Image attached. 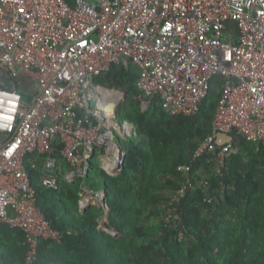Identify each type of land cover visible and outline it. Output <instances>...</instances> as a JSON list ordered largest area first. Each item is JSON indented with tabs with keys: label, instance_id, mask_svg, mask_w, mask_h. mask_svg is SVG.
Returning <instances> with one entry per match:
<instances>
[{
	"label": "built area",
	"instance_id": "built-area-1",
	"mask_svg": "<svg viewBox=\"0 0 264 264\" xmlns=\"http://www.w3.org/2000/svg\"><path fill=\"white\" fill-rule=\"evenodd\" d=\"M117 65L136 69L141 111L159 102L169 117H196L221 81L211 130L162 205V227L178 237L194 176L209 186L195 163L220 175L234 136L264 148V0H0V225L24 235L25 264L37 263L41 242L61 238L39 209L32 171L46 191L79 183L78 213L97 207L99 230L109 227L104 189L86 180L92 164L110 177L123 170L133 128L105 112L100 90L111 89L95 83ZM20 74L34 82L27 102ZM219 134L233 141L217 146Z\"/></svg>",
	"mask_w": 264,
	"mask_h": 264
},
{
	"label": "trees",
	"instance_id": "trees-1",
	"mask_svg": "<svg viewBox=\"0 0 264 264\" xmlns=\"http://www.w3.org/2000/svg\"><path fill=\"white\" fill-rule=\"evenodd\" d=\"M125 68L113 66L95 83L122 91L115 85L125 82ZM132 68L130 93L125 92L136 109L134 116L123 120L135 126V135L122 142L124 168L117 177H110L92 164L86 180L89 189L105 188L110 209L107 228L113 235L99 230L97 207L78 213L79 183L60 180L56 191H46L39 184L40 175L32 171L39 209L61 237L58 242L40 243L36 264H264V148L236 136L225 168L209 180L208 193L194 176L195 190L179 206L180 230L189 240L185 257L180 254L176 230L144 224L148 217L160 218L165 193L177 188L178 166L188 162L209 134L221 81L211 82L196 117H169L156 102L151 107L160 111V119L154 120L140 112L143 97L135 87L138 73ZM21 97L29 101L24 94ZM238 139L241 144L236 147ZM210 165L198 160L193 171ZM205 213L213 218L209 223ZM114 230L119 237L114 238ZM0 252L2 264H25L24 235L0 225Z\"/></svg>",
	"mask_w": 264,
	"mask_h": 264
},
{
	"label": "rangeland",
	"instance_id": "rangeland-1",
	"mask_svg": "<svg viewBox=\"0 0 264 264\" xmlns=\"http://www.w3.org/2000/svg\"><path fill=\"white\" fill-rule=\"evenodd\" d=\"M124 70H125V72L124 71L123 72L127 73L126 78H125V82L123 84H117L115 86L117 88L121 89L122 90L121 92H124L126 94V92H129V88H130V84H131L130 83V79L132 78V74H134L135 71H134V69L132 67H126ZM112 90H115V89H112ZM115 91H118V90H115ZM119 95H121V94L117 93L114 97H118ZM133 106L134 105L131 103L130 97L126 95L125 101L122 102V104L119 106V109H118V114H119V116H120V118L122 120H123V118H127L128 116H134L136 108H134ZM140 112L143 113V114L144 113L147 114L149 117L153 118L154 120L160 119V111L158 109L155 110V107H151V108H149V109H147V110H145L143 112L142 111H140ZM123 122H124V120H123ZM129 126L133 128V130L131 132L132 135L130 137V138H133L134 135H135V126L133 124H131L130 122H127V121L124 122V127H125L124 130H126ZM240 142H241V140H239V139L236 141V147L240 146V144H241ZM255 153H258V152L256 151ZM248 159L249 158L246 157V158H244V161H247ZM196 171L200 172V176L203 179H207L208 182H209L210 178H212L213 176L216 175L215 174L216 170H215V167H214L213 164H212V166L210 165L208 168H200V169H197ZM98 184H99V186H101L100 181H99ZM207 191H205L206 194L208 193ZM80 194H81V191H80ZM203 217L205 218L207 223H209V220L211 221L213 219L207 213H205ZM108 219H109V217H108ZM149 221L150 220L146 219L144 221V224H146V225L150 224ZM151 222H153V224H160L162 226V222H161L160 218L157 219L156 221L154 220V221H151ZM108 230L111 231L110 229H108ZM107 234L113 235L111 233H107ZM119 236L120 235L117 233L116 237H114V238H117ZM178 242L180 243V247H179L180 248L179 249L180 254H181L182 257H185L187 255V253H188L189 240L184 236V234H182L181 236L178 237ZM170 247L174 249L175 248V244L171 245Z\"/></svg>",
	"mask_w": 264,
	"mask_h": 264
},
{
	"label": "water",
	"instance_id": "water-1",
	"mask_svg": "<svg viewBox=\"0 0 264 264\" xmlns=\"http://www.w3.org/2000/svg\"><path fill=\"white\" fill-rule=\"evenodd\" d=\"M5 85L7 86V84L5 83ZM121 93V98L119 99H109L107 101V104L105 106V112L109 115V116H112V117H117V114H118V109H119V106L122 104L123 101H125L126 99V94L124 92H121V91H118ZM233 141V137L230 136V135H225V134H219L217 135L216 137V144L217 146H222L226 143H229V142H232ZM125 161V159H124ZM124 168V163L122 165V169ZM104 195H106V191H105V188H104ZM108 215H110V209L108 207ZM115 232V235L117 234L116 231Z\"/></svg>",
	"mask_w": 264,
	"mask_h": 264
},
{
	"label": "crops",
	"instance_id": "crops-1",
	"mask_svg": "<svg viewBox=\"0 0 264 264\" xmlns=\"http://www.w3.org/2000/svg\"><path fill=\"white\" fill-rule=\"evenodd\" d=\"M64 1L69 5H73L74 3V0H64ZM16 88H17V92L20 94H24L29 101L32 99L33 95L35 94L33 80L23 74L19 75V78L16 82ZM6 138L7 137L5 134L0 133V145L6 140ZM148 220H150L149 221L150 224L148 225H152L153 222L151 221H154V219L148 217ZM0 259H1V252H0ZM0 264H2L1 260H0Z\"/></svg>",
	"mask_w": 264,
	"mask_h": 264
},
{
	"label": "bare ground",
	"instance_id": "bare-ground-1",
	"mask_svg": "<svg viewBox=\"0 0 264 264\" xmlns=\"http://www.w3.org/2000/svg\"><path fill=\"white\" fill-rule=\"evenodd\" d=\"M115 90H100V92L102 93V95H103V97L105 98V99H119V98H121V95H119L118 97H114L117 93L118 94H121L120 92H118V91H115ZM117 92V93H116ZM114 93H116V94H114ZM102 108H104L103 107V105H100ZM111 123L109 122V124L108 125H110ZM131 129H132V127H128L125 131L127 132L128 131V133L131 131ZM132 135V134H131ZM112 169L113 168H111V170L109 169V171L111 172V173H113V171H112ZM102 229V231L103 232H105V233H111V234H113V231H109L107 228H104V226L101 228Z\"/></svg>",
	"mask_w": 264,
	"mask_h": 264
}]
</instances>
